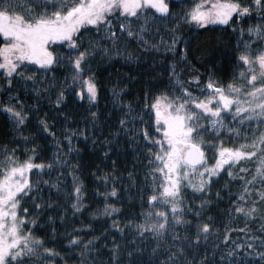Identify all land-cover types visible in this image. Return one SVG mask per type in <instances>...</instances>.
Instances as JSON below:
<instances>
[{"label": "snow or ice", "instance_id": "1", "mask_svg": "<svg viewBox=\"0 0 264 264\" xmlns=\"http://www.w3.org/2000/svg\"><path fill=\"white\" fill-rule=\"evenodd\" d=\"M0 264H264V0H0Z\"/></svg>", "mask_w": 264, "mask_h": 264}, {"label": "flooded vegetation", "instance_id": "2", "mask_svg": "<svg viewBox=\"0 0 264 264\" xmlns=\"http://www.w3.org/2000/svg\"><path fill=\"white\" fill-rule=\"evenodd\" d=\"M193 32H194L193 39H195L196 38L195 30H193ZM101 106H103V105H101Z\"/></svg>", "mask_w": 264, "mask_h": 264}, {"label": "trees", "instance_id": "3", "mask_svg": "<svg viewBox=\"0 0 264 264\" xmlns=\"http://www.w3.org/2000/svg\"><path fill=\"white\" fill-rule=\"evenodd\" d=\"M201 39H202V38H201ZM193 40L195 41V40H196V38H195V39H193ZM201 71H203V69H201ZM101 105H103V104H102V102H101Z\"/></svg>", "mask_w": 264, "mask_h": 264}, {"label": "rangeland", "instance_id": "4", "mask_svg": "<svg viewBox=\"0 0 264 264\" xmlns=\"http://www.w3.org/2000/svg\"><path fill=\"white\" fill-rule=\"evenodd\" d=\"M102 102V104L104 103V101H101Z\"/></svg>", "mask_w": 264, "mask_h": 264}]
</instances>
